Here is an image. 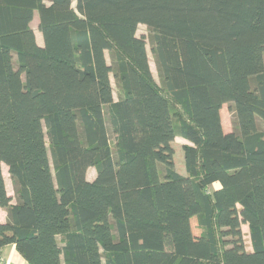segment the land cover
Wrapping results in <instances>:
<instances>
[{
	"label": "trees",
	"instance_id": "trees-1",
	"mask_svg": "<svg viewBox=\"0 0 264 264\" xmlns=\"http://www.w3.org/2000/svg\"><path fill=\"white\" fill-rule=\"evenodd\" d=\"M47 1L0 0V249L264 264V0Z\"/></svg>",
	"mask_w": 264,
	"mask_h": 264
},
{
	"label": "rangeland",
	"instance_id": "rangeland-1",
	"mask_svg": "<svg viewBox=\"0 0 264 264\" xmlns=\"http://www.w3.org/2000/svg\"><path fill=\"white\" fill-rule=\"evenodd\" d=\"M45 2L48 3L47 0H45ZM74 5H75V1L72 0V6H74ZM37 22H38V15H37V12H35L34 16H33V20L30 22V25L34 30L37 42L41 44L42 43V37H41V34L37 28ZM136 33H137V35L144 36L146 38V41H147L148 29H147L146 25L139 24L137 27ZM146 47H147V53H148L150 68H151V71H152L155 79L157 80V72L155 70L152 53L150 52L148 43H147ZM106 56H107V53H106ZM112 85H113V88H115V84L113 82H112ZM113 95H114V98H116L115 89L113 91ZM220 117H221V123H222V127H223L224 131L236 130L235 126H234L235 125V113H234L233 104L231 102L224 103L222 105V107L220 109ZM257 127H258V129L263 128V122L260 119H257ZM175 141L177 143V145H176L177 151H176V159H175L176 167L180 171V173L184 174L183 158H182L181 149H180L179 145L183 142H186V141H184L183 139H181L179 137H176ZM94 174H95V169L93 167H89L87 169V173H86L87 178L88 179L93 178ZM10 186H11V184L8 181V188L9 189L11 188ZM217 186H218V184H213L212 188H215ZM243 227H244L243 231H244V235H245L244 237L246 239V243H248L247 228H246L245 224ZM196 230L197 229L194 228V231H196Z\"/></svg>",
	"mask_w": 264,
	"mask_h": 264
},
{
	"label": "crops",
	"instance_id": "crops-1",
	"mask_svg": "<svg viewBox=\"0 0 264 264\" xmlns=\"http://www.w3.org/2000/svg\"><path fill=\"white\" fill-rule=\"evenodd\" d=\"M2 173H3V177L5 180L8 192H9V194L13 195L12 194L13 193L12 181L10 179L8 172H7V167L5 165H2ZM8 181L11 184L10 189L8 188ZM214 184H218V183H214ZM217 187H219V184ZM217 187H215V188H217ZM13 200H14V198H13ZM5 219H6V211L0 207V222L5 221ZM0 262L2 264H27L25 262V260L20 256V254L15 250L13 244H7L0 249Z\"/></svg>",
	"mask_w": 264,
	"mask_h": 264
},
{
	"label": "built area",
	"instance_id": "built-area-1",
	"mask_svg": "<svg viewBox=\"0 0 264 264\" xmlns=\"http://www.w3.org/2000/svg\"><path fill=\"white\" fill-rule=\"evenodd\" d=\"M1 263V262H0Z\"/></svg>",
	"mask_w": 264,
	"mask_h": 264
}]
</instances>
